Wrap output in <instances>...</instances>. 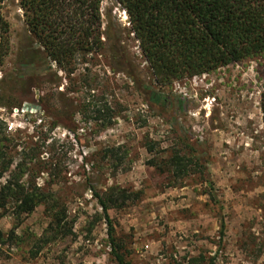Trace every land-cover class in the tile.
Wrapping results in <instances>:
<instances>
[{
    "label": "rangeland",
    "instance_id": "obj_1",
    "mask_svg": "<svg viewBox=\"0 0 264 264\" xmlns=\"http://www.w3.org/2000/svg\"><path fill=\"white\" fill-rule=\"evenodd\" d=\"M101 11V52L45 73L23 11L5 6L0 134L10 138L12 171L23 165L24 184L65 204L70 226L57 228L39 207L12 238L13 208L0 211V264H264V55L161 87L125 10L105 0ZM26 64L30 84L17 86ZM103 107L109 126L96 120ZM176 153L190 164L181 180L165 168ZM113 188L136 196L108 212L115 247L94 197Z\"/></svg>",
    "mask_w": 264,
    "mask_h": 264
},
{
    "label": "trees",
    "instance_id": "obj_2",
    "mask_svg": "<svg viewBox=\"0 0 264 264\" xmlns=\"http://www.w3.org/2000/svg\"><path fill=\"white\" fill-rule=\"evenodd\" d=\"M9 1L0 0V75L11 52V27L4 14ZM13 1L23 11L29 33L40 47L39 53L44 50L47 55L45 73H54V66L66 71L80 54H97L103 49V37L106 36L102 32L101 7L105 0ZM114 1L127 13L142 55L156 84L161 87L209 75L264 55V0ZM29 66L20 67L24 75L18 76L14 84L20 86L21 81L24 85L30 84L25 75ZM56 79L57 76H54L51 83ZM154 98L160 105L167 100L157 94H154ZM3 99H7V95ZM6 107L0 102V108ZM261 108L264 113V94ZM109 113L107 107L97 109L96 120L103 119L105 126H109L112 121ZM9 140L4 129L0 134V211H7L11 206L13 208L16 224L10 237H14L24 219L39 207H45L57 228L69 229L66 205L60 204L54 195L36 184H24L22 177L27 170L23 165H17L16 170L12 171L15 159L7 145ZM182 143H186L185 140ZM147 151L154 154L155 147L148 146ZM107 157L118 159L113 150H108ZM150 165L160 168L156 161H151ZM189 165L184 156L176 153L165 168L176 180H181L188 176ZM94 197L109 223L110 239L115 247L108 212L126 205L136 196L113 188L104 195L95 192ZM55 228L51 226V231ZM67 231L70 233L72 230ZM3 239L4 234L0 230V242ZM119 260L123 262L120 257Z\"/></svg>",
    "mask_w": 264,
    "mask_h": 264
}]
</instances>
